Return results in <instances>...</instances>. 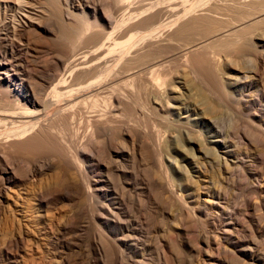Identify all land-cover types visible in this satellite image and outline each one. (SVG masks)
Returning <instances> with one entry per match:
<instances>
[{"label":"bare ground","instance_id":"bare-ground-1","mask_svg":"<svg viewBox=\"0 0 264 264\" xmlns=\"http://www.w3.org/2000/svg\"><path fill=\"white\" fill-rule=\"evenodd\" d=\"M39 1L0 0V217L3 215L0 219V224L2 222L0 236H5L3 245H0V257L6 256L7 259L3 264H45L36 260L26 263L25 255L39 250L43 239L49 245L56 236H62L67 232L74 231L82 235L88 229L87 224L92 218L90 212H96L93 218L100 220L103 230L100 231L101 249L107 259L108 248L112 246L110 234L116 238L110 260L112 264H128L126 251L128 249L139 251V241L134 234L138 231H134L133 226L129 224L134 218L131 219L130 208L141 212L144 204L138 207L137 203L142 196L140 193H144L146 198L151 197L147 196L145 193L147 190L142 185V188L133 187L131 190L121 182L122 177L128 175L126 169L128 161L131 160L134 166L138 165L145 154L142 149L146 141L144 134L136 128L142 127V123H132L126 118L127 113L135 106L134 94L142 88L148 94L149 107L164 116L170 124L163 139L166 138L167 142L172 139L176 149L180 145L186 156L184 159L188 158L190 165H193L190 168L193 169L191 172L186 165L178 164V171L181 174H172L170 167L177 164V158L169 155L168 162L164 161L165 152L161 147L163 140L162 136L160 139V132H157L159 136V139H156V146L159 149L157 157L161 172L164 173L162 177L168 184L163 189L167 192L168 198H173L178 206L186 209L192 207L190 205L196 199L199 200L196 207L209 211L206 216L208 215L210 224L220 231L218 237L220 241L231 247L234 253L239 251L243 254L251 261L250 264H264V255L256 251V240L255 243H250L251 245H240L242 239L238 235L234 236L235 232L246 233L250 228L243 223L242 225L237 223V218H234L236 211L232 209L230 211L227 207L229 204L225 205L224 195L219 187L229 178L231 171L235 170L233 168L239 166L244 159L237 150L239 138V141L233 140L229 128L218 123L220 120L217 121L212 115L214 113L211 111L212 105L208 103L207 98L197 92L196 87L192 86L193 82L186 79V76L172 75L173 81L170 79L168 81L167 77L162 78L165 74L157 73L167 59H175L182 54L185 55L184 53L197 51L196 49L202 45L204 47L225 37L235 36L237 32L241 33L242 28L263 20L264 12L252 14L251 18L246 12H241L243 6L235 5L239 7L240 18L237 21L239 23L229 26L230 28L225 29L223 33L208 36L200 43L183 42L185 40L183 36L192 33L199 18L209 19L214 17L211 13H220L222 7L218 2H211L207 9L209 11L204 10L202 13L200 11L198 14L202 0H196L188 6L186 3L180 8L178 6L169 8L166 4L157 6L158 3L155 5L147 0H107L103 6L98 3L88 11L76 0H46L45 6L62 20L59 27L61 34L63 33L61 39L71 41L69 44L61 42L59 47H56L49 44V36L56 34V30L45 26L40 20L41 14L35 10L34 5ZM120 8L123 10L121 14L118 12ZM165 15H168L165 17L166 20L163 19ZM248 19L252 21L249 22ZM134 29L145 30L132 32ZM84 37H87L86 40ZM20 38H26L30 42L27 48L17 40ZM234 38L236 44V39L240 38L238 36ZM82 39L86 41L84 45L87 48L79 51L82 46L79 47L78 44ZM54 51L58 52V56L55 55L52 59L44 58L46 53H55ZM257 60L261 64L264 63L262 56ZM247 61L251 63L253 57L250 55ZM220 66L221 64L217 65L216 71L222 88L226 91H222L224 94H228L231 87L247 89L256 79L253 75L255 70L234 68L236 72L233 74L222 72ZM214 79L216 78L212 80L209 77L206 83L221 92L222 89L217 88L219 84L216 85ZM83 127L85 135L81 133ZM71 136L75 138V145L72 139L68 138ZM235 136L237 138V134ZM240 138L248 142L252 140L245 135ZM43 145H46L45 149L48 151L41 155L39 152ZM117 146H122L124 151L116 152L119 150ZM110 147H115V150L111 151ZM209 171L216 173L207 176L206 173ZM115 172L119 174L115 175ZM50 173L56 177L59 184L43 187L42 184L49 180L47 176ZM105 174L107 179L102 181ZM199 180L198 187H193L192 182ZM154 182L151 185H154ZM155 185L161 186L162 183ZM203 190H206L209 199L203 197L201 193ZM136 191L140 193L136 194ZM99 198L103 199L101 204L94 210L89 209V206H94L92 205L94 200L97 201ZM86 201L90 203L88 207L84 204ZM68 205L77 206L75 210L67 211ZM252 206L254 207V203ZM51 210L56 213L60 211L64 220L55 221ZM130 227L132 233L127 236L132 237V243L124 234V228ZM182 231L183 229L177 226V233L181 235ZM197 237L210 250L213 244H220L219 240L215 243L208 235ZM178 243L183 246L187 244L186 240ZM62 244L66 243L62 241ZM191 248L193 250V247ZM218 250L225 249L218 246ZM227 250L225 251L228 252ZM53 251L56 255L55 258L52 257L55 264H72L62 249ZM53 251L51 252L54 254ZM168 255L170 254L166 257L165 254V257L171 258ZM178 255L176 258L181 257ZM173 258L165 262L173 264L175 259ZM104 260L102 263L106 264ZM244 260L243 264H247ZM195 264L203 263L198 260Z\"/></svg>","mask_w":264,"mask_h":264},{"label":"rangeland","instance_id":"rangeland-1","mask_svg":"<svg viewBox=\"0 0 264 264\" xmlns=\"http://www.w3.org/2000/svg\"><path fill=\"white\" fill-rule=\"evenodd\" d=\"M108 1H110V0H108ZM108 1L107 0H76L77 3L81 4V6H83V7L85 6L86 11L91 10L92 7L98 3H100L103 6ZM147 1L153 2V3H155V5H157V3H158L157 6H161V5L165 6V4H166V6H168L169 8L170 7H176V6H178L180 8V6L184 7L183 5L186 3H187L186 6H188L190 3H192L196 0H147ZM45 2H46V0H40L39 3L35 4L36 6L34 5V7H35V10L37 11V13L41 14L42 17L40 20H42V23L44 22L43 24L45 26H47L48 28H52V29L56 30V34L53 33L54 35H51V37L49 36V44L51 43L50 45H53L56 47H59V43H61V42L62 43L65 42V44L68 42L67 44H69L71 42L70 40L67 41V40H65V38L61 39V37H60L63 34V33L61 34V32L59 31V27H60L62 20H59V18L54 16L52 14L51 10L49 11V8H47L45 6V4H46ZM204 2L202 0V4L203 3L204 4L203 5L200 4V6L198 7V11H197L198 14H200L199 13L200 11H201V13L205 12L204 10L209 11L207 9L209 8V4H211V2L212 3H214V2L219 3V5L222 7L219 10L220 13H218V14L217 13H211L214 17L209 18V19L206 17L199 18V20L196 21L197 22L196 27L194 26L195 28L192 31L193 34L189 32L188 35L186 34V36L185 35L183 36L184 38L182 37L185 40L183 41V39H182L181 41H183V42L195 41V42L201 43V40L206 39L208 36L209 37L211 35L213 36V34L215 35V33L218 34L219 32L223 33V31L225 29L230 28L231 26L239 23V22H237L238 19L240 18V13L238 12L239 7H237L235 5L243 6L244 9L242 8L241 12H243V13L246 12V14L250 15L251 18L253 17L254 14H259V13L261 14L264 12V0H208V1L204 0ZM178 7H176V8H178ZM121 8L124 10L123 7H121ZM121 8H120V11L118 10L119 13L121 11H122L121 13H123V10ZM199 8L200 9L202 8V9L199 10ZM242 10H244V11H242ZM44 15H45L47 20L45 19ZM167 16L168 15H165L163 17V19L166 20L165 17L167 18ZM58 20L60 22L59 24H58ZM199 21H201V22H199ZM248 21L250 22V21H252V19H248ZM251 25H248V26L242 28L241 33L237 32V34L235 36L232 35V37L230 36V37L223 38L224 41H223V39H221L222 41L219 40L220 42L217 41L216 43H211L210 44L211 46L210 45H206V46L204 45L205 48L202 45L196 49L197 51L194 50V52L193 51L187 52L188 54L184 53L185 55L182 54V56L180 55L181 57L178 56L175 59L174 58L173 59L172 58L167 59L168 61H165V64H163L159 67L157 73L165 74L164 76H162V78L167 77L168 81H169V79H170V81H173V76L177 75V74H180V75L182 74V76H186L185 77L186 79L188 78V80L190 82H193L192 86L196 87L197 92L200 95L207 98L208 103L212 105L211 111L214 113L213 114L211 113V114L214 115V117L217 119V121L220 120V121H218V123L221 125H224L226 128H229V130L231 131L232 138L234 137L233 140L236 139L237 141H239V140L241 141V142L239 141V143H240L239 144L235 140V143L236 144L238 143L237 144V150L239 151L240 155L243 156V158H244L243 161H241V164H240L241 166L240 165L237 166L238 168L234 167L233 169H235V170H232L233 172L231 171L232 176H231V174H229V178L225 181V183L223 182L222 185L220 184L219 187L221 188V191L223 192V195H224L223 202L225 203V205L227 206V204H229L227 207L230 211H231V209H232V211H234V210L236 211V212H234L235 213L234 218H237V220H238L237 223L240 225H242V223H243L245 226H247V227L249 226L248 229L250 228V230H248V232H246V233L240 232L239 234H237L235 232L234 236H236V237L239 236V238L242 239V241H240V245L241 244L242 245H251L250 243H255L257 241L256 242L257 245L256 244H253V245L257 246L256 251H258L264 255V202H262V201H264V63L261 64L257 60V58L259 59L260 56L264 57V19L261 20L259 23H253V25L252 26ZM139 30H145V29H136V30L134 29L132 32H134V31L137 32ZM237 36H238V38H240V39L242 38V39L241 40L236 39V44H235L234 43L235 42L234 37L237 38ZM87 37H89V35ZM87 37H84V39L86 40ZM229 38L232 40L230 41ZM84 39H82L84 42L82 40L79 41V44H78L79 47H80V45L82 46V47H80L81 49L79 51H82V50L87 48V47H85L86 41ZM17 40L25 48H27L28 44H30V42L26 38H20ZM82 42H83V44H82ZM84 43H85V45H84ZM233 43H234V45H233ZM54 52L55 53L52 52L51 54L46 53L47 55L45 54L44 58L49 57L50 59H52L55 55L58 56V54H57L58 52H56V51H54ZM213 52L214 53L216 52V53L214 54ZM246 52L248 55L246 54ZM250 55H251V57H253L254 62L252 61L250 63L249 61H247ZM167 63H168V65H167ZM246 63H248V65ZM220 64H221L220 67L222 69L221 71L227 72V73L230 72V73L234 74L236 72V71H234L235 70L234 68H237V69L239 68L241 70L242 69L255 70V71H253V75L256 79H254L252 85L249 86L247 89H244L242 87H231L229 89L228 94H224L226 91L222 88L223 85L221 84V81L218 78L219 77L218 72L216 71L219 67V66L217 67V65H220ZM183 67L185 69H183ZM178 68L180 71H178ZM194 68H195V70H194ZM246 68H248V69H246ZM160 72H162V73H160ZM175 72H176V74H175ZM179 72H182V73H179ZM196 72H198V73H196ZM197 74H198V76H197ZM207 75H208V77H207ZM209 77H210V79L212 78V80H213V78H216V79H214L215 80L214 82H216V85H217V83L219 84L217 86V88L220 87L219 89L220 90L222 89L221 92L222 91H225V92H222V93L218 92V90H216L214 87L212 88L208 83H206V79ZM203 80H205V81H203ZM222 94H224V95H222ZM147 96H148V94H146L145 89L142 88L140 90H137L136 93L134 94L135 106L132 107V110L129 113H127L128 117H126L132 123H135V122L136 123L137 122L142 123V127L139 126L136 128H138V129H140V131H142V134H144V141L145 140L146 141L144 142V145L142 146L143 147L142 149L144 150L143 153H145V154H143L142 158L139 160L140 165L138 164V165L134 166V164H132V161L129 160L128 161L129 165L126 168L128 171V175L124 176V178L122 177L123 181L121 182V184H124L123 186H125L128 189L130 187L131 190L133 189V187L134 188H136V187L142 188V186H143V188H145L147 190L145 192L147 194V196L151 197V198H146L144 196V193H140V191H138V192L136 191V194H139V193L142 194L140 199L137 200L138 201L137 203H139L138 207H140L141 205L144 204L143 210L141 212H138L137 209L130 208L132 211L131 219L133 217L134 218L132 219L133 222H131L129 224L131 226H133L134 231L135 230L138 231V232H134V234L137 235V238L139 241V243H138L139 251L135 252L133 249H128L126 251L127 252L126 253V260H127L126 263L129 261L128 264L129 263L130 264H167V262H165V261H167V259H171L174 257L175 259L173 258L174 259L173 264H195L198 260L201 261L203 264H240V263L243 264L244 259L249 261L248 262V261L244 260L247 264H250L251 261L249 259H247L243 254H240L239 251H237L238 254L234 253L232 251L231 247L226 246V244L223 241H220V239L218 238L220 231L216 227H214L210 224L209 219H208V215L206 216V214L209 213V211L203 210V209L199 208L198 206L196 207L197 203L200 202L199 200L196 199V201H194L190 205L192 207H190V208L188 207L186 209V208H182L181 206H178L177 203L174 201V199L173 198L169 199L167 196V192L166 191L164 192L163 189L168 184L166 183V180L163 178L164 173L161 172L162 170L160 169L159 159L157 157L159 149H158V146H156L157 145L156 139H159L158 138L159 136H160V139L162 136V140H163L162 144L164 146L162 145L161 147L164 149V152H165L164 153L165 155L163 154L164 155V161L168 162L167 156H169V155H173L177 158V164L170 167V172L172 174L173 173L175 175L181 174L180 171H178V164L184 165V166L186 165L187 169L192 168L193 165H190V160L188 158L184 159V157H186V156H185L184 152L182 151V147L180 145H178V148L176 149V145L172 144L173 143L172 139H171V141L169 140L168 142H167L166 138L163 139V137H165V134H166L165 130L169 129L170 124L167 122V120H165L166 118H164V116H162L160 113L156 112L155 110H152L149 107L148 103H150V100H149V97H147ZM172 102L176 103L175 100H172ZM144 110H147L149 112H147V111L144 112ZM172 111H174V110L172 109ZM147 113H149V114H147ZM145 114H147V115L145 116ZM142 115H144V116L141 117ZM141 118H143V119H141ZM160 128H162V130H160ZM158 129H159V131H158ZM81 130H82V128H81ZM252 130L253 131L255 130V132L253 133ZM157 132H160V133L162 132L164 135H162V133L161 134L159 133V136H158ZM260 132H262V133H260ZM81 133L82 134L84 133L83 135L86 134L85 128L81 131ZM236 134H237V138L235 136ZM242 135H245L246 138H248L249 140L250 139H252V140H250V142H248L247 140H244V139L241 140L240 137ZM88 137H89V135L86 136V138H88ZM68 138L72 139L71 141H72L73 145L76 144L75 138L73 136H71V138L70 137H68ZM238 138H239V140H238ZM113 140H115V139H113ZM242 141H244V142L246 141L247 143L246 142L244 143ZM164 142H165V144H164ZM185 143L188 145L187 142H185ZM43 146L41 147L42 151L40 150V152H39V154H41V155L46 154V152L48 151L47 149H45V148H47L46 145L44 146V148H43ZM146 146H148V147H146ZM117 147H119V150H116V152H120V151L123 152L124 151L122 146H117ZM109 149L112 151V150H115V147H113V148L110 147ZM144 155H146V156H144ZM148 157H149V159H148ZM143 165H144V167H143ZM137 171H139V172H137ZM190 171L193 172V169H190ZM157 172H158V174H157ZM161 173H163V175ZM215 173H216V171H209L208 173H206V175L212 176ZM116 174H119V173L115 172V175ZM135 174L137 175V177ZM217 174H218V172H217ZM50 175L52 176L53 174L50 173ZM50 175L47 176L49 178V180L46 183L44 182L42 184L43 187H53L54 185L57 186L59 184L58 183L59 181L57 182L56 177L54 175H53L54 177L53 176L51 177ZM186 175L187 174H185V176ZM231 177H233V178H231ZM104 179H107L106 174H105V177L101 180L103 181ZM125 180H127V181H125ZM131 180H133V182ZM115 181L118 183V179H116ZM147 181H149V182H147ZM151 181L152 182L155 181L154 182L155 184H157V183L161 184L162 183V185L157 186L154 184L155 186H157V187H155L154 185H151V183H152ZM199 182H200V180L198 182H192L193 187H198ZM47 183L50 186H48ZM163 184H164V186H163ZM144 185H147V186H144ZM258 185L262 188V190H260L261 188L258 187ZM162 186H163V188H162ZM149 188H151V189H149ZM201 193L204 195L203 196L204 198L209 199L206 190L201 191ZM162 195H163V197H162ZM143 198H144V200H143ZM164 199L168 200L169 202L164 200ZM95 201L96 200H94V203L92 204L94 206L91 205L92 207L89 206L90 203L88 201H86L87 204L86 203H84V204L87 207L89 206L88 207L89 209L94 210V208L96 206L101 204V201H103V199L99 198L96 202ZM256 202L257 203L259 202L258 205H256L257 204ZM253 203H254V207L252 206ZM76 206L77 205H75V206L68 205V206H66V210L67 211H71V210L73 211V210H75ZM132 207H133V205H132ZM188 209H190V211ZM133 210L136 212H134ZM51 211L53 213L52 214L50 213V214L52 216H54L55 221L61 222L62 220H64V217H62L63 215L60 211L58 213H56L54 210H51ZM172 212H173V214H171ZM139 213H141V214H139ZM187 213H189L190 216L187 215ZM53 214H55V215H53ZM93 214L95 215L96 212H90V214H89V215H91L92 218L90 220V223L87 224L88 225V229L86 230L87 232L85 231L82 235H79L78 232L73 231V232H69V233L67 232L66 234H64L62 236H56V238H54L50 242L52 245L51 244L47 245V241L45 239H43L42 240L43 244L40 245L42 247L39 248V250L37 249V251L29 252L28 254H26L24 261L26 263H32L31 262L32 260H33V262H34V260H36V261H42L45 264H55V262H54L55 259H53V258H55L56 255H55V252L53 251V249L54 250L58 249V251H60L62 249L63 252L67 255V257L70 259V261H72V264H103L102 261L104 259H106V260H104V262H106V264H112V262L110 260L112 258V251L115 249L114 246H115L116 238H114L113 234L109 233L111 241H112L111 242L112 246H110L108 248L109 251L107 252V255H109V256L107 259V257L104 256L105 253L103 252V249H101L102 240L100 237V231L102 230V228L100 226V222H99L100 220L94 219ZM175 214H177V215H175ZM180 214H182V215H180ZM198 214H199V216H198ZM140 215L142 216V218H140ZM2 216L3 215H1V217ZM1 217H0V219H1ZM136 217L140 218V219H135ZM188 217H190V218H188ZM175 219H176V221H175ZM255 219L256 220L258 219V221H256ZM193 224H196V225H193ZM135 225H137L138 228H136L137 226H135ZM191 225H193V226H191ZM0 226H1L0 228H2V222H1ZM177 226H180V228L183 229L181 235L179 233H177ZM188 227L190 228L189 230H188ZM130 229H131V227L130 228H124V234L126 235L127 239H129V241L132 243L133 242V240H131L132 237L127 236V234L132 233V232H130L131 231ZM251 230H253V231H251ZM97 231H98V233H97ZM96 233H97V235H96ZM192 234H194V235H192ZM196 234L198 236L201 235L204 237L208 235L213 239V241H215V243H218V240H219L220 244L219 245L213 244L211 247L212 250H210L206 244H204L203 242L200 241L201 239H197L198 237ZM191 235H192V238H191ZM215 235L217 237H215ZM3 237L5 238V236H0V245H3V243L5 241L3 239ZM98 238H100V239H98ZM214 238H216V239H214ZM172 239L177 241L176 243L178 246L176 245L175 241H173ZM181 240H186L187 244L185 246H183L180 243H178V242H181ZM216 240H217V242H216ZM62 241H64L66 244L63 245ZM191 242L193 245L196 244L195 247L191 244ZM179 244H180V246H179ZM190 245H192L191 247H193V250L190 247ZM218 246H222V248L224 247L225 250H227L226 247L229 248L227 250L228 252H226L225 250L219 251ZM56 247H57V249H56ZM60 247H61V249L59 250ZM99 249H101V250H99ZM51 251H53L54 254ZM244 252L250 253L252 251L251 250H246V251L244 250ZM165 254H166V257H167V254H170L168 256H170L171 258H169V257L166 258ZM177 254H179L178 256L181 255V257L176 258ZM128 256H129V258H128ZM1 257H3V258H1ZM1 257H0V264H3L7 259H6V256H1ZM171 263H172V261H171Z\"/></svg>","mask_w":264,"mask_h":264}]
</instances>
